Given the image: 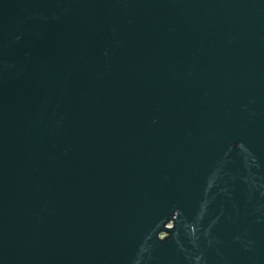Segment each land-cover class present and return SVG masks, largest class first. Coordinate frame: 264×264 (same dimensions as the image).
Segmentation results:
<instances>
[{
    "label": "water",
    "instance_id": "obj_1",
    "mask_svg": "<svg viewBox=\"0 0 264 264\" xmlns=\"http://www.w3.org/2000/svg\"><path fill=\"white\" fill-rule=\"evenodd\" d=\"M0 264H264V0H0Z\"/></svg>",
    "mask_w": 264,
    "mask_h": 264
}]
</instances>
